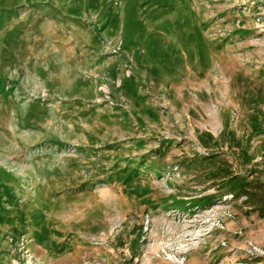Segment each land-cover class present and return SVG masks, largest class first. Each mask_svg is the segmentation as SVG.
I'll list each match as a JSON object with an SVG mask.
<instances>
[{
	"label": "rangeland",
	"instance_id": "rangeland-1",
	"mask_svg": "<svg viewBox=\"0 0 264 264\" xmlns=\"http://www.w3.org/2000/svg\"><path fill=\"white\" fill-rule=\"evenodd\" d=\"M221 166L264 179V0H0V264H261Z\"/></svg>",
	"mask_w": 264,
	"mask_h": 264
},
{
	"label": "trees",
	"instance_id": "trees-1",
	"mask_svg": "<svg viewBox=\"0 0 264 264\" xmlns=\"http://www.w3.org/2000/svg\"><path fill=\"white\" fill-rule=\"evenodd\" d=\"M214 158L206 157L205 160L212 161ZM210 178L219 180L220 187L228 188L233 195L245 196L246 201L258 209L261 216H264V179L253 177V174L231 173L224 166L217 167L216 173H213Z\"/></svg>",
	"mask_w": 264,
	"mask_h": 264
}]
</instances>
